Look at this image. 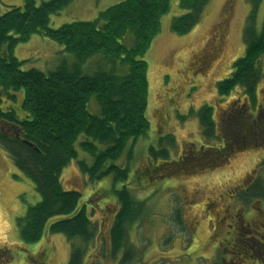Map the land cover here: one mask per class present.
I'll return each instance as SVG.
<instances>
[{
  "label": "trees",
  "instance_id": "obj_1",
  "mask_svg": "<svg viewBox=\"0 0 264 264\" xmlns=\"http://www.w3.org/2000/svg\"><path fill=\"white\" fill-rule=\"evenodd\" d=\"M72 1L44 0L38 6L35 0H23L21 7L11 6L0 15V93L19 105L18 111H0V121L20 130L18 136L0 131V145L40 196V201L30 206L17 222L24 243H38L45 234L60 233L71 244L68 264H88V246L96 243L101 233L94 217L107 205L111 217L103 240L106 258L109 255L108 259L115 260L123 252L119 264H128L134 259L128 227L134 226L141 214V205L134 199L130 184L139 172L136 170L130 179L129 167L117 162L126 152L131 160L134 145L151 128L147 117L148 63L144 56L159 34L161 18L169 13L172 0H124L100 12L93 21L51 28V16ZM209 1L179 0L178 6L184 13L173 18V32L187 34L201 21ZM261 1L252 0L244 30L246 52L234 62L231 78L221 83V94L240 85L255 99L264 66V23L260 31L257 28ZM129 32L135 36L132 48L122 42ZM34 34L62 45L75 60L63 61L49 73L37 69L23 71L14 49ZM97 56L100 61L88 68L87 64ZM258 60L260 64L256 65ZM85 68L92 73H85ZM92 97L99 108L97 114L89 110ZM175 143L171 136L161 137L158 150L150 147L151 161H146L140 173L150 178L154 175L155 182L170 177L165 171H176L180 164L170 157ZM79 150L91 158V163L80 159ZM73 161L77 162L81 177L88 176L93 184L112 177L111 188L100 187L93 193L105 199L101 207L88 200L82 202L81 191L65 189L63 171ZM194 169L185 160L181 172L186 174ZM253 194L264 197V186ZM112 199L114 204L110 203ZM177 220L180 221L178 211ZM243 262L244 259L222 253L215 264ZM35 264H46V258L39 255ZM90 264L101 261L94 258Z\"/></svg>",
  "mask_w": 264,
  "mask_h": 264
},
{
  "label": "rangeland",
  "instance_id": "obj_2",
  "mask_svg": "<svg viewBox=\"0 0 264 264\" xmlns=\"http://www.w3.org/2000/svg\"><path fill=\"white\" fill-rule=\"evenodd\" d=\"M43 1L35 0L38 6ZM121 1L124 0H73L59 14L51 16L50 27L58 29L73 22L93 21L100 12ZM22 5L23 0H0V15L11 6L21 7ZM178 5L179 0L171 1L169 13L161 18L159 34L144 56L148 63L147 117L151 128L147 135L134 145L131 160H128L126 152L117 162L118 165L129 167L130 179L135 176L136 170L139 172L135 182L130 184L134 199L141 205V214L135 225L128 227L134 257L128 264H215L222 256L218 247L226 225L221 224L216 236L211 237L214 223L211 219L208 223L206 218L200 216L203 214L201 208L210 201H214L216 199L214 197L220 196L221 199V195L241 185L260 159L259 155H264L263 151L239 155L217 169L214 175L207 179H197L193 183L191 181L193 178L187 179L175 171L166 170V174L170 177H167L165 181L156 182L154 175L150 178L140 173L146 161H151L150 147L153 146L158 150L162 136L172 134L176 137L174 148L170 149L171 159L176 158L184 143L191 140L196 144L202 143L198 121L196 123L191 120L186 126L179 127L180 122L182 123L180 116L187 117L185 121L190 118V107L186 112L177 110L178 115L175 110L181 104L178 93L186 90L190 81L188 74L196 69L193 57L200 52V49L208 46L212 35L216 34V31H221L223 47L217 55L223 58V63H219L213 71L220 76L215 79L211 92L202 87L201 78L196 75L194 78L191 74V80L196 82V85L192 86L188 92L194 93L195 90L200 89L197 103L203 101L195 105L190 98L187 104L194 106V110L197 111L203 104L210 105L218 100L219 97L215 91L218 81L226 78L231 73L234 62L245 54L244 30L253 7L252 0H210L201 21L182 36L175 34L172 30L173 18L184 13ZM259 8L257 28L260 31L264 23V0L261 1ZM122 42L127 48H132L135 45V36L129 32ZM219 49H221L220 46ZM14 56L22 62L23 71L37 69L44 73L54 71L63 61L70 63L75 60V56L66 52L62 45L39 34H34L28 42L19 44L14 49ZM100 59V56L91 59L87 64L88 68L93 67ZM84 72L92 73L86 68ZM182 83H185L184 88H181ZM263 95L264 92L261 96ZM3 104L5 105L6 101H3ZM89 110L94 114L99 113L95 97L91 98ZM166 130L168 132L165 133ZM79 157L86 158L89 163L92 161L80 150ZM77 166V162L73 161L64 169L62 181L65 189L79 190L83 195L82 202L88 200L89 203L97 205L102 197L88 198L100 187L111 188L112 177L101 181L99 185L93 184L88 176L81 177ZM118 186L121 184L118 183ZM180 188H183L185 192L183 198L180 196ZM224 197L227 200V196ZM39 201L40 196L34 190L33 184L15 169L9 155L0 145L1 263L7 264L5 259L12 249L14 259L10 264H30L29 257L35 254L44 256L46 264H68L71 244L65 235L45 234L40 242L34 244H26L21 239L17 222L26 215L30 206H35ZM221 201L226 205L224 198ZM104 202L105 199L100 201L99 205H103ZM110 203L114 204L115 199H112ZM197 204L201 207H195ZM107 208V205H103L104 210L99 211L94 217L98 228H101V233L97 242L88 246V264L92 263L94 258L100 259L101 264H119L123 256V252H120L115 260L108 259L109 255L106 258L103 240L107 237L106 225L111 217ZM217 208L219 209V206ZM177 211L180 213V221L177 220ZM242 264H254V262Z\"/></svg>",
  "mask_w": 264,
  "mask_h": 264
},
{
  "label": "flooded vegetation",
  "instance_id": "obj_3",
  "mask_svg": "<svg viewBox=\"0 0 264 264\" xmlns=\"http://www.w3.org/2000/svg\"><path fill=\"white\" fill-rule=\"evenodd\" d=\"M215 33L212 35L208 46L200 49V52L193 57L196 69L194 68L195 71L188 74L190 81L186 90L178 93L181 104L175 110L176 115H178L177 110L186 112L190 107V118L185 121L187 117L180 116L182 123L178 119L180 122L179 127L186 126L192 120L196 121V123L198 121V129H201L202 143L196 144L193 140L184 143L180 153L173 159L178 163L180 162L176 166L178 170L175 172L181 173L180 175L187 179L193 178L191 180L192 183L197 179H207L214 175L217 169L223 167V165L234 160L239 155L243 156L261 151L264 154V95L261 96L264 92V66L262 68V77L256 88L254 100L248 95L247 89L240 85L231 89L227 94H221V83L231 78L233 72L232 66L231 73L217 83V87L215 88L219 97L217 101L215 100L210 105L203 104L197 111L194 110V106L187 104L190 98H192L191 101L195 105L203 102L199 101L197 103L200 97V89L195 90L196 93L194 91L195 95L194 93L188 92L192 86L196 85V82L191 80V74L194 75V78L195 75L201 78L204 85L202 87L211 92L214 88L215 79L220 76V74L213 71L219 63H223V58L221 59V56L217 55L223 47L221 43L222 36L221 31H216ZM244 44L246 52L245 40ZM219 46L221 49H219ZM260 61L258 60L256 65H259ZM184 84L182 83L181 88H184ZM3 101H6L5 105ZM0 103V111L2 112L19 110L18 103L16 104L6 94L0 93ZM166 132L168 131L166 130ZM10 135L16 134L13 133ZM169 136L174 139L176 138L172 134L162 136V138L166 139ZM191 138L194 139V137ZM259 156L260 159H258L252 170L247 174L243 183L221 195V199L223 200L224 198L226 205L223 204L220 196L214 197L217 199L214 200L216 203L210 201L202 206L201 210L203 214H200L202 218L208 220V223L211 221L214 223V225L209 224L212 225L211 237L216 236V232L221 227V224L226 225L225 232L220 237L221 242L218 249L222 253H226L228 257L244 259L243 263L254 262V264H264V197L253 194L254 191H261V188L264 186V155ZM185 160L190 162L192 167L195 168L186 174L181 172L182 164ZM220 163L223 164L221 165ZM218 164L221 166H218ZM181 178L184 179L183 177ZM176 187L178 188L177 183ZM180 191V196L183 198L185 196L183 188H180ZM94 196L91 195L89 198ZM224 196H227V200ZM97 198H101V196L99 197L97 195ZM102 200H104L103 197L100 201ZM100 201L98 204H100ZM218 206L219 209L217 208ZM195 207L199 208L201 206L197 204ZM210 219L211 221H209ZM38 256V254H35V256L30 255V257L28 255L31 259L30 264H35ZM9 259L11 260L9 261ZM12 259L14 257L12 256V249H10L5 262L10 264ZM0 264L3 263L0 262Z\"/></svg>",
  "mask_w": 264,
  "mask_h": 264
},
{
  "label": "water",
  "instance_id": "obj_4",
  "mask_svg": "<svg viewBox=\"0 0 264 264\" xmlns=\"http://www.w3.org/2000/svg\"><path fill=\"white\" fill-rule=\"evenodd\" d=\"M0 131L3 132V133H6V134H13L15 133L17 136L19 135L20 133V130L17 126L15 125H11V124H8V123H4V122H1L0 121ZM27 145H30L32 146V144L28 141H24Z\"/></svg>",
  "mask_w": 264,
  "mask_h": 264
}]
</instances>
